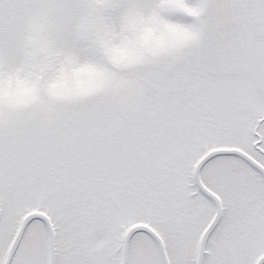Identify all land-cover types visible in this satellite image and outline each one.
<instances>
[{
    "label": "snow or ice",
    "instance_id": "6c2138e0",
    "mask_svg": "<svg viewBox=\"0 0 264 264\" xmlns=\"http://www.w3.org/2000/svg\"><path fill=\"white\" fill-rule=\"evenodd\" d=\"M0 264H264V0H0Z\"/></svg>",
    "mask_w": 264,
    "mask_h": 264
}]
</instances>
